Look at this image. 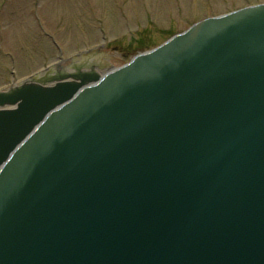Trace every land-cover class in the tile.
I'll list each match as a JSON object with an SVG mask.
<instances>
[{"label":"water","instance_id":"95a60500","mask_svg":"<svg viewBox=\"0 0 264 264\" xmlns=\"http://www.w3.org/2000/svg\"><path fill=\"white\" fill-rule=\"evenodd\" d=\"M107 57L0 91V264H264V2Z\"/></svg>","mask_w":264,"mask_h":264},{"label":"rangeland","instance_id":"374dc122","mask_svg":"<svg viewBox=\"0 0 264 264\" xmlns=\"http://www.w3.org/2000/svg\"><path fill=\"white\" fill-rule=\"evenodd\" d=\"M264 0H0V91L95 47L115 68L199 20Z\"/></svg>","mask_w":264,"mask_h":264}]
</instances>
